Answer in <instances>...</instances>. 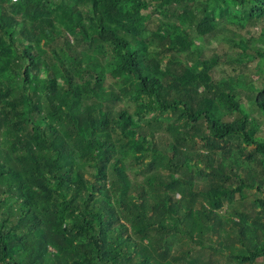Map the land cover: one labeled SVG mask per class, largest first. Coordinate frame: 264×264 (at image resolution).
Returning <instances> with one entry per match:
<instances>
[{
  "label": "trees",
  "instance_id": "16d2710c",
  "mask_svg": "<svg viewBox=\"0 0 264 264\" xmlns=\"http://www.w3.org/2000/svg\"><path fill=\"white\" fill-rule=\"evenodd\" d=\"M245 16L264 0H0V264L264 260V199L223 217L264 134L198 45Z\"/></svg>",
  "mask_w": 264,
  "mask_h": 264
},
{
  "label": "rangeland",
  "instance_id": "374dc122",
  "mask_svg": "<svg viewBox=\"0 0 264 264\" xmlns=\"http://www.w3.org/2000/svg\"><path fill=\"white\" fill-rule=\"evenodd\" d=\"M220 31L214 35H207L198 40V45L203 58L212 60L217 58L215 65V76L217 78H234L240 92L238 100L241 103L244 114L249 118L257 120L259 130L264 134V113L255 103L254 91L256 87L264 86V18L248 19L245 17L220 19ZM197 37L196 31L192 32ZM228 118L240 117L239 113H228ZM253 147V146H252ZM238 157L234 150L231 160ZM238 160V159H236ZM242 160L237 163L241 165ZM251 164L246 161L242 166L247 168ZM262 163L257 160L251 167L261 168ZM251 173L242 177L252 183L255 177H259L258 171L250 168ZM257 181V180H256ZM259 184H257L258 186ZM262 189H245L244 194H237L238 204L234 207L225 205L223 217L231 214L233 210L239 209L252 214L258 210L257 200L264 199V185ZM241 247L240 243H236ZM254 264H264L263 258Z\"/></svg>",
  "mask_w": 264,
  "mask_h": 264
}]
</instances>
